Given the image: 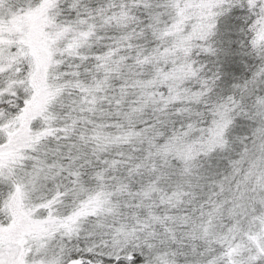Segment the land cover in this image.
<instances>
[{"label":"snow or ice","instance_id":"6c2138e0","mask_svg":"<svg viewBox=\"0 0 264 264\" xmlns=\"http://www.w3.org/2000/svg\"><path fill=\"white\" fill-rule=\"evenodd\" d=\"M0 264H264V0H0Z\"/></svg>","mask_w":264,"mask_h":264}]
</instances>
